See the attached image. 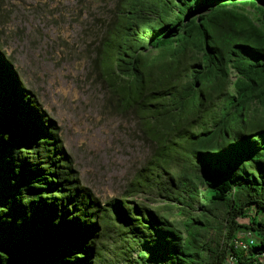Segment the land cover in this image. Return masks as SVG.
Returning <instances> with one entry per match:
<instances>
[{
    "label": "trees",
    "instance_id": "trees-1",
    "mask_svg": "<svg viewBox=\"0 0 264 264\" xmlns=\"http://www.w3.org/2000/svg\"><path fill=\"white\" fill-rule=\"evenodd\" d=\"M103 3L88 59L155 146L130 191L173 214L89 202L0 48V264H100L109 233L122 264H264V0Z\"/></svg>",
    "mask_w": 264,
    "mask_h": 264
},
{
    "label": "rangeland",
    "instance_id": "rangeland-1",
    "mask_svg": "<svg viewBox=\"0 0 264 264\" xmlns=\"http://www.w3.org/2000/svg\"><path fill=\"white\" fill-rule=\"evenodd\" d=\"M103 7V0H0V48L50 120L70 179L89 202L102 210L127 200L129 206L144 203L172 215L165 193L151 182L131 192L146 174L142 170L155 146L134 115L111 98L88 59V42L94 49L100 42L89 36L92 21L102 18L107 25L111 15ZM108 235L102 241L107 261L100 264H122L115 257L120 245ZM250 240L246 234L241 238Z\"/></svg>",
    "mask_w": 264,
    "mask_h": 264
},
{
    "label": "built area",
    "instance_id": "built-area-1",
    "mask_svg": "<svg viewBox=\"0 0 264 264\" xmlns=\"http://www.w3.org/2000/svg\"><path fill=\"white\" fill-rule=\"evenodd\" d=\"M246 235L251 239V240H250V243L252 244L253 241H252V236H251V234H246ZM235 245H236L237 247L246 248V245H245L242 241H239V240L235 241Z\"/></svg>",
    "mask_w": 264,
    "mask_h": 264
}]
</instances>
